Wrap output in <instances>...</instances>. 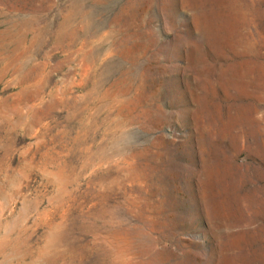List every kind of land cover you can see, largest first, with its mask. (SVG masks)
I'll return each instance as SVG.
<instances>
[{
    "label": "rangeland",
    "instance_id": "374dc122",
    "mask_svg": "<svg viewBox=\"0 0 264 264\" xmlns=\"http://www.w3.org/2000/svg\"><path fill=\"white\" fill-rule=\"evenodd\" d=\"M0 264H264V0H0Z\"/></svg>",
    "mask_w": 264,
    "mask_h": 264
},
{
    "label": "bare ground",
    "instance_id": "6f19581e",
    "mask_svg": "<svg viewBox=\"0 0 264 264\" xmlns=\"http://www.w3.org/2000/svg\"><path fill=\"white\" fill-rule=\"evenodd\" d=\"M65 21H66V20H65ZM22 22H23V21H22ZM23 23H24V22H23ZM75 24H76V23H75ZM68 27H69V26H68ZM74 36H75V35H74ZM29 41H30V40H29ZM32 43H33V41H32ZM15 57H16V56H15ZM2 62H3V61H2ZM11 67H12V66H11ZM11 67H10V68H11ZM3 68H4V67H3ZM14 70H15V69H14ZM18 93H19V92H18ZM42 119H43V118H42Z\"/></svg>",
    "mask_w": 264,
    "mask_h": 264
}]
</instances>
